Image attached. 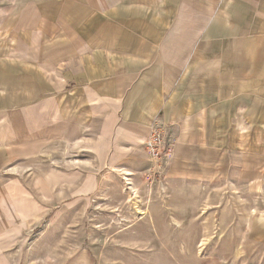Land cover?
Here are the masks:
<instances>
[{
    "label": "rangeland",
    "instance_id": "rangeland-1",
    "mask_svg": "<svg viewBox=\"0 0 264 264\" xmlns=\"http://www.w3.org/2000/svg\"><path fill=\"white\" fill-rule=\"evenodd\" d=\"M37 1L0 0V264H264L258 54L243 39L228 54L224 29L223 53L202 54L224 67L235 56L220 73L236 82L202 131L162 111L122 127L82 100L77 68L52 61L56 28Z\"/></svg>",
    "mask_w": 264,
    "mask_h": 264
},
{
    "label": "crops",
    "instance_id": "crops-1",
    "mask_svg": "<svg viewBox=\"0 0 264 264\" xmlns=\"http://www.w3.org/2000/svg\"><path fill=\"white\" fill-rule=\"evenodd\" d=\"M44 1L36 4L43 7L38 18L56 28L52 61L77 68L82 100L122 127L143 130L159 111L177 131H202L217 118L220 86L233 95L236 85L220 73L234 68L235 56L225 67L202 61V54L223 53L220 30L226 52H237L235 40L243 39L250 48L242 52L258 54L253 61L264 75V0H51L49 10ZM251 61L244 59L242 85L252 84Z\"/></svg>",
    "mask_w": 264,
    "mask_h": 264
},
{
    "label": "built area",
    "instance_id": "built-area-1",
    "mask_svg": "<svg viewBox=\"0 0 264 264\" xmlns=\"http://www.w3.org/2000/svg\"><path fill=\"white\" fill-rule=\"evenodd\" d=\"M160 133V132H159ZM157 134V136H154L153 138H152V140H151V142L149 143V145L151 146V145H154V144H156V143H161V137L159 136V134H158V132L156 133ZM169 146H170V149H169V151H168V154L171 152V150H172V144H169Z\"/></svg>",
    "mask_w": 264,
    "mask_h": 264
},
{
    "label": "bare ground",
    "instance_id": "bare-ground-1",
    "mask_svg": "<svg viewBox=\"0 0 264 264\" xmlns=\"http://www.w3.org/2000/svg\"><path fill=\"white\" fill-rule=\"evenodd\" d=\"M130 181V180H129ZM128 183V182H127Z\"/></svg>",
    "mask_w": 264,
    "mask_h": 264
}]
</instances>
